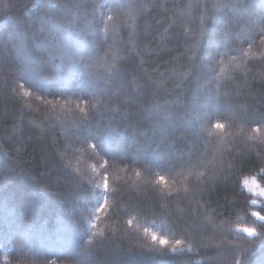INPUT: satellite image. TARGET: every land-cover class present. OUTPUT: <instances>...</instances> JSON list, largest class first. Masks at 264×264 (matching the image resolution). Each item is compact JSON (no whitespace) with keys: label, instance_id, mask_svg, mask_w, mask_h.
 Segmentation results:
<instances>
[{"label":"trees","instance_id":"1","mask_svg":"<svg viewBox=\"0 0 264 264\" xmlns=\"http://www.w3.org/2000/svg\"><path fill=\"white\" fill-rule=\"evenodd\" d=\"M0 264H264V0H0Z\"/></svg>","mask_w":264,"mask_h":264},{"label":"rangeland","instance_id":"2","mask_svg":"<svg viewBox=\"0 0 264 264\" xmlns=\"http://www.w3.org/2000/svg\"><path fill=\"white\" fill-rule=\"evenodd\" d=\"M253 189H255V187H253ZM43 190V189H42Z\"/></svg>","mask_w":264,"mask_h":264}]
</instances>
